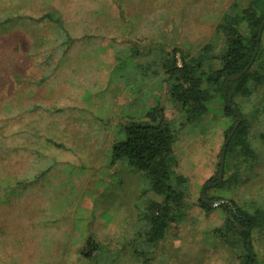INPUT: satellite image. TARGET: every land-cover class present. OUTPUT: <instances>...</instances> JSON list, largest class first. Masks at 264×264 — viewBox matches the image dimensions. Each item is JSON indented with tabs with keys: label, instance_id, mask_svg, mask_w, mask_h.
<instances>
[{
	"label": "rangeland",
	"instance_id": "1",
	"mask_svg": "<svg viewBox=\"0 0 264 264\" xmlns=\"http://www.w3.org/2000/svg\"><path fill=\"white\" fill-rule=\"evenodd\" d=\"M123 2L126 3L124 16L135 14L133 36L120 34V0H0V13L52 11L65 21L76 40L67 59L56 66L53 76L37 86L43 79L45 54L53 51L46 27L32 23L0 34V155L11 150L7 147L10 141L7 137L18 130V123L32 121L37 127L28 130L41 132L38 142L33 141L37 151L55 161L54 168L44 178L38 176L40 179L29 185L22 195L0 204V264H75L83 240L74 239V216L79 213L86 219L90 210L97 218L93 231L110 251L116 252L115 264H138L131 251L133 246L126 241L133 239L138 231L142 233L138 208L142 204L143 181L127 168L110 166L106 152L120 111L139 94L126 89L124 78L109 79L114 65L112 54L107 50L92 54L91 47H104L113 40L115 47L120 48V39L131 37L139 46L154 40L165 47L186 46L191 54L212 43L214 48L210 55H217V44L222 37L215 32L216 24L232 3L244 6L246 0ZM147 37L150 40L144 39ZM262 44L264 46V31ZM58 57L55 53L53 62H57ZM150 58L151 55H141L135 61L145 62ZM214 60L212 67L216 68L219 63ZM136 79L145 80L139 72ZM145 82V90L154 89L152 96L161 95L164 115L175 132L176 170L187 179V199L194 205L158 244L151 264H240L213 230L222 226L226 218V213L220 209L222 202L233 206L232 203L240 205L243 201L260 200L264 206V140L260 138L264 134V98L258 93L259 97L249 98L235 94L234 101L246 117L254 159L246 169L237 152L228 156L227 175L236 168L240 174L223 194L224 200L211 204L205 211L197 201L204 185L217 173L229 121L220 111L222 104L214 99L217 91L209 89V110L191 124H184L179 108L164 91L156 88L157 78L147 77ZM85 90L96 94L88 96ZM31 104L64 111L52 116L39 108L36 110L40 111L27 112L26 107ZM98 119L103 125H98ZM108 119L111 121L106 124ZM43 135L64 147L45 150ZM29 141L31 135L24 131L15 146L18 155L0 161V179L23 177L33 172L30 163L34 162V155L24 150ZM69 171L72 173L68 174ZM113 175L119 182L112 186L108 183ZM42 183L47 186L44 191L40 190L44 187ZM64 183L70 189L64 193L66 199L59 201V197H63L62 188H66ZM210 187L208 197L218 194L214 185L207 188ZM54 200H58L56 205L60 206H55L52 213L49 204ZM48 214H54V220L44 223L50 217ZM47 239L51 242H46L48 245L43 242ZM250 242L257 260L264 262V232L254 234ZM41 244L48 246L49 251L41 252Z\"/></svg>",
	"mask_w": 264,
	"mask_h": 264
},
{
	"label": "trees",
	"instance_id": "2",
	"mask_svg": "<svg viewBox=\"0 0 264 264\" xmlns=\"http://www.w3.org/2000/svg\"><path fill=\"white\" fill-rule=\"evenodd\" d=\"M38 12L39 10L32 14L19 11L0 13L1 35L32 23L41 24L50 33L53 51L52 54H45L46 67L43 68V79L36 83L37 86L53 76L56 66H61L62 61L67 59L71 47L76 41L60 16H55L49 10L43 13ZM125 12L126 3L120 0V34L133 36L136 32L135 14L124 16ZM263 18L264 0H246L244 6L232 3L215 26V32L222 39L217 44L219 54L213 56L210 55L214 48L212 43L205 44L197 53L191 54L186 46L180 45L179 47L175 44L165 47L163 44L150 40L151 36L144 38L150 41H146L140 46L135 44L130 37L124 40L120 39V48L115 47L116 43L113 40L111 43L103 45L104 47H91L92 54L105 50L112 54L114 65L109 71V79L120 76L127 81L126 89H132L133 94H139L137 99L134 98L125 109L120 111V117L112 126L113 135L110 147L106 152V160L110 166L120 165L122 168H127L143 181L142 204L138 208L139 218L142 221V233L138 231L134 234L133 239L126 241V244L133 246L131 251L138 264L152 263L155 257L154 250L165 239L169 229L179 224L186 212L194 206L187 199V179L176 170L174 128L171 121L167 120L164 115L160 93L152 96L153 88L145 90L146 78H157L156 88L159 92L164 91L168 99L179 108L184 124H191L209 110L211 99L209 89L216 90L214 99L222 104L220 111L229 120L225 129L226 139L238 120L227 103V91L224 84L228 77L241 73L247 67L258 43L255 57L246 72L240 78L229 81L227 84L231 103L240 114L241 121L227 144L221 181L217 183L218 163L216 175L207 182L214 184V188L219 190L218 194L208 197L207 191L212 187L206 188L204 196L201 191V196L197 201V205L207 211L211 204L221 203L224 200L223 194L227 188L233 185L234 180H237V176L240 174L239 169L236 168L234 172L227 175L228 156L237 152L243 158L246 169L250 168V161L254 159V150L248 137L246 117L237 107L234 97L236 93H240L245 98L254 95L257 97L258 94L261 95L260 98H264V46L262 44L264 26L261 38L259 41L257 40L258 29ZM122 22L126 23L122 25ZM55 53L59 54L57 62H53ZM89 54L90 52L87 53V56ZM141 55H151V58L145 62L137 63L135 58ZM213 60L219 63L216 68L212 67ZM39 67L41 68V65ZM138 72L145 80L142 79L140 82L136 79ZM131 76H134V79H131ZM85 93L92 97L96 94L92 90H85ZM256 93L258 94L256 95ZM135 100L138 102L134 103ZM26 108L27 112L31 113L40 109L48 116L64 111L62 108L52 109L36 104H31ZM37 108L39 109L36 110ZM110 121L111 119H108L106 124ZM98 122V125H103V121L100 122V119ZM18 124V130L11 137H7L10 139L7 147H11L12 151L9 150L4 155H0V161H6L9 159L8 157L18 155L15 146L17 141L22 138V133L27 131L31 135V141L26 143L27 147L24 150L34 155L33 161L36 163H30V170L33 172L27 173L23 177L5 176L4 179H0V204L8 203L11 199L22 195L29 185L40 179L38 176L44 178L45 174L55 166V161H52L46 154L37 151L35 143L40 139L41 132H38V129L28 130L37 127L35 122ZM50 128L51 125L47 133ZM260 138L264 140V134ZM43 139L45 150L64 147L55 139H50L48 135H43ZM0 147H2L1 142ZM19 154L22 155V153ZM41 165L44 167H40ZM71 173L72 171L68 172V174ZM116 179L117 177L113 175L111 183L108 184L116 185L119 182ZM42 185L44 187L41 186L40 190H46V183H42ZM64 185L66 188H62L63 197L60 196L59 201L66 199L64 193L70 189L69 186H66L67 184L64 183ZM49 190L52 191V188ZM52 195L54 196V193ZM143 195L145 199H142ZM57 202L58 200H54L49 204L51 207H49V211L52 213L55 212L52 211L55 206H60L56 205ZM232 204L233 206L223 202L220 204V209L226 213V218L222 226L213 230L214 234L236 255L240 264H264L257 260V255L250 242L254 234L264 232L262 201L253 200L243 201L240 205ZM53 215L50 214L44 223L52 222L55 217ZM80 216L79 213L74 216V239L83 240L77 251L78 259L75 264H115L116 252L110 251L106 243L102 242L93 231L92 226L97 222L93 211L90 210L86 219ZM237 226L241 228L240 231ZM43 242L51 243L49 239ZM40 250L47 252L49 247L41 244Z\"/></svg>",
	"mask_w": 264,
	"mask_h": 264
},
{
	"label": "water",
	"instance_id": "3",
	"mask_svg": "<svg viewBox=\"0 0 264 264\" xmlns=\"http://www.w3.org/2000/svg\"><path fill=\"white\" fill-rule=\"evenodd\" d=\"M264 26V18L260 24V27L258 29V33H257V40L259 41L260 38H261V33H262V28ZM258 49V43L256 44V47L254 49V52L252 54V57L247 65V67L239 74L237 75H234V76H230L226 79L225 81V84H224V87L227 91V103L229 105V107L234 111L235 115L237 116V123L235 124L234 128L232 129L231 131V134L225 139V142L223 143L222 145V148H221V151H220V160H219V171H218V180H217V183H219L222 179V171H223V166H224V156H225V151H226V147H227V144L230 140V137L231 135L233 134V132L235 131L236 127L238 126V124L240 123L241 121V117H240V114L237 112L236 108L234 107V105L231 103V95H230V92L227 90V84L229 81H232V80H236L238 78H240L245 72L246 70L248 69V67L251 65L254 57H255V54H256V51ZM214 184L212 183H206L202 189V196H204V190L208 187V186H213ZM213 205V204H212ZM237 229L240 231L241 228L239 226H237ZM256 264V263H255Z\"/></svg>",
	"mask_w": 264,
	"mask_h": 264
}]
</instances>
